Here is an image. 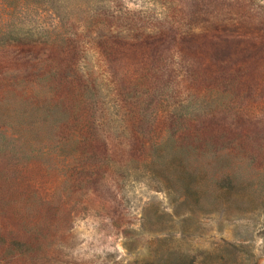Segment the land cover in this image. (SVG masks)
<instances>
[{"label": "trees", "instance_id": "1", "mask_svg": "<svg viewBox=\"0 0 264 264\" xmlns=\"http://www.w3.org/2000/svg\"><path fill=\"white\" fill-rule=\"evenodd\" d=\"M53 1L47 27L26 19L42 8L24 0L0 26L4 252L70 264L66 236L88 218L104 235L128 234L136 183L173 210L142 215L156 235L194 208L264 218V4L154 0L159 9L131 12L92 0L66 30L73 8ZM164 246L151 264H204Z\"/></svg>", "mask_w": 264, "mask_h": 264}, {"label": "rangeland", "instance_id": "2", "mask_svg": "<svg viewBox=\"0 0 264 264\" xmlns=\"http://www.w3.org/2000/svg\"><path fill=\"white\" fill-rule=\"evenodd\" d=\"M24 1L26 3L37 1L42 8L40 17L27 16L26 19L30 23H41L47 27L56 20L50 12L52 5L49 2L54 3L53 0ZM108 1L113 6H116L113 3L119 4V9L124 8L131 12L138 10L151 12L161 7L154 0ZM253 1L264 4V0ZM62 2L74 11V14L69 15L70 21L63 19L66 27H62L66 30L78 27L84 20L83 9L93 4L92 0H63ZM161 2L163 1L160 0L159 3ZM18 3L20 0H0V26L6 28L11 16L10 10ZM58 10L60 12L61 7ZM192 32L195 35L199 34V30L196 29ZM126 195L124 219L130 222L128 234L124 236L118 234L114 237L104 235L93 228L92 218L80 220L65 239V250L69 255L64 258L69 260L70 264H151L149 254L152 255V250L157 246H164L162 243L166 245L164 247L195 256L197 261H202L204 264H264V240L261 231L264 218L258 216L257 212L256 219L250 220L246 218L248 213L231 204L220 205L219 208L206 211L194 208L192 213L186 216L187 220L175 214L172 218L166 217L165 219L169 221L170 233L156 235L152 227L142 229L139 221L142 215L153 209L157 203L161 209L173 211L172 208L169 209L163 194L136 183L127 190ZM241 215L245 218H240ZM181 226H185V229L182 230ZM9 231V228H4L1 233L7 234ZM136 237L139 238L138 243ZM162 238L165 240L161 243L159 239ZM244 238L247 240H243ZM136 244L139 245L137 249ZM0 264L24 263L19 258L6 254L3 246L0 245Z\"/></svg>", "mask_w": 264, "mask_h": 264}]
</instances>
